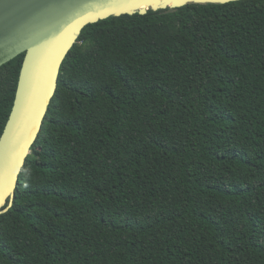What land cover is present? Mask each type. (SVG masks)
Returning a JSON list of instances; mask_svg holds the SVG:
<instances>
[{
  "label": "trees",
  "instance_id": "16d2710c",
  "mask_svg": "<svg viewBox=\"0 0 264 264\" xmlns=\"http://www.w3.org/2000/svg\"><path fill=\"white\" fill-rule=\"evenodd\" d=\"M22 59L0 66V135ZM0 264H264V0L86 25L0 214Z\"/></svg>",
  "mask_w": 264,
  "mask_h": 264
},
{
  "label": "water",
  "instance_id": "95a60500",
  "mask_svg": "<svg viewBox=\"0 0 264 264\" xmlns=\"http://www.w3.org/2000/svg\"><path fill=\"white\" fill-rule=\"evenodd\" d=\"M236 0H0V66L23 54L13 104L0 135V214L56 91L60 66L88 24L110 16Z\"/></svg>",
  "mask_w": 264,
  "mask_h": 264
}]
</instances>
